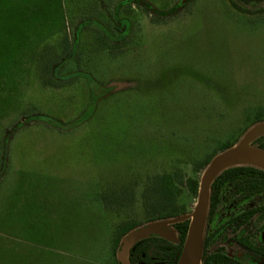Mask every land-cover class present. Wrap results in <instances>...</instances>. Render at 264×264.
I'll return each instance as SVG.
<instances>
[{
    "label": "rangeland",
    "instance_id": "374dc122",
    "mask_svg": "<svg viewBox=\"0 0 264 264\" xmlns=\"http://www.w3.org/2000/svg\"><path fill=\"white\" fill-rule=\"evenodd\" d=\"M135 1L0 0V264H121L118 235L160 214L157 177L184 180L192 220L185 180L200 185L227 142L258 134V148L264 0H190L169 16L154 9L179 0ZM238 166L264 171L251 157L217 177ZM253 178L219 196L263 203Z\"/></svg>",
    "mask_w": 264,
    "mask_h": 264
},
{
    "label": "flooded vegetation",
    "instance_id": "af4514ba",
    "mask_svg": "<svg viewBox=\"0 0 264 264\" xmlns=\"http://www.w3.org/2000/svg\"><path fill=\"white\" fill-rule=\"evenodd\" d=\"M253 177L261 178L259 183L264 185V176L259 174L231 179H218V176L214 181L198 264H264V202L247 206L251 201L221 197L217 188L225 182ZM249 182L251 187L257 183L255 180ZM225 199L228 204L226 212L220 211Z\"/></svg>",
    "mask_w": 264,
    "mask_h": 264
},
{
    "label": "trees",
    "instance_id": "16d2710c",
    "mask_svg": "<svg viewBox=\"0 0 264 264\" xmlns=\"http://www.w3.org/2000/svg\"><path fill=\"white\" fill-rule=\"evenodd\" d=\"M131 2L133 0H130ZM139 4H144L147 8L153 9L152 5L148 2L139 0L135 1ZM185 3L182 0H179L173 7L168 10L158 11L154 9L156 14L161 16H169L172 15L184 5ZM261 113L258 119L252 121L250 124L253 125L255 123L261 122L264 118L261 117ZM237 139L234 141L227 142L221 148L222 151H225L236 144ZM257 147L259 149L264 150V136L260 137L257 141ZM212 156L210 160L207 162H211ZM252 174H259L264 176V171L255 169L253 167H237L230 168L223 171L218 179H231L236 178L241 175L250 176ZM155 185V195L158 198L156 203L160 211L156 218L150 220V222L164 220V219H176L181 216V211L179 209V205L177 203V198L180 193L179 184L184 183L182 178L177 179L175 175L165 174L157 177ZM187 187L190 192L193 194L198 193L199 189V180L198 178L190 177L185 180ZM190 226V219H186L183 221H179L175 223L176 230L178 231V240L177 242L170 241L166 238L159 236H149L137 241L129 250V261L131 264H178L184 249L185 241L188 235ZM139 227V225H132L129 228L125 229L118 235V238L114 245V251L119 250L121 246L122 239L132 230Z\"/></svg>",
    "mask_w": 264,
    "mask_h": 264
},
{
    "label": "water",
    "instance_id": "95a60500",
    "mask_svg": "<svg viewBox=\"0 0 264 264\" xmlns=\"http://www.w3.org/2000/svg\"><path fill=\"white\" fill-rule=\"evenodd\" d=\"M190 0H182L186 3ZM258 137L252 135L236 146H233L220 155L215 156L199 185V197L193 218L190 220L188 235L184 249L178 264H198L200 260L201 243L210 200V187L217 175L229 163L246 158H255L260 163H264V150L249 146V142ZM185 216L174 219L175 222L186 220ZM158 235L170 240H174V233L169 229L164 221L150 222L147 225L138 227L130 231L122 240L120 246L119 260L121 264H130L128 260L129 250L140 239Z\"/></svg>",
    "mask_w": 264,
    "mask_h": 264
}]
</instances>
